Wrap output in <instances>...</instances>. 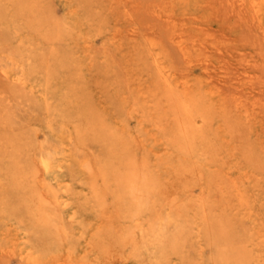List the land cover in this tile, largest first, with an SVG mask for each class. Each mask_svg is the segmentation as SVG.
I'll return each mask as SVG.
<instances>
[{"label":"rangeland","instance_id":"rangeland-1","mask_svg":"<svg viewBox=\"0 0 264 264\" xmlns=\"http://www.w3.org/2000/svg\"><path fill=\"white\" fill-rule=\"evenodd\" d=\"M239 259L264 264V0H0V264Z\"/></svg>","mask_w":264,"mask_h":264},{"label":"bare ground","instance_id":"bare-ground-1","mask_svg":"<svg viewBox=\"0 0 264 264\" xmlns=\"http://www.w3.org/2000/svg\"><path fill=\"white\" fill-rule=\"evenodd\" d=\"M187 109H189V108H187ZM190 110H192V108L190 109ZM187 113L189 114V113H191V112H189V111H187ZM45 167L47 168V166L45 165ZM238 255H239V253H238ZM229 256V255H228ZM236 256H237V254H236ZM235 256V257H236ZM230 257V256H229ZM245 257V256H244ZM237 258V257H236ZM221 259H222V257H221ZM223 259L225 260V258L223 257ZM235 259V258H234ZM228 262V261H227ZM239 262H240V259H239ZM241 262H242V260H241ZM241 262H240V264H241ZM234 263V262H233ZM227 264H229V263H227ZM232 264V263H231ZM235 264V263H234ZM243 264V263H242Z\"/></svg>","mask_w":264,"mask_h":264}]
</instances>
